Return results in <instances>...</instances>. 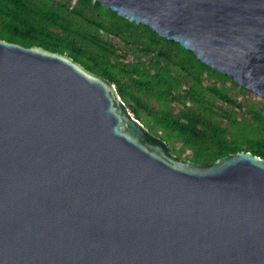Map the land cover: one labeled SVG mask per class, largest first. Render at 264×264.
I'll list each match as a JSON object with an SVG mask.
<instances>
[{
  "label": "water",
  "instance_id": "obj_1",
  "mask_svg": "<svg viewBox=\"0 0 264 264\" xmlns=\"http://www.w3.org/2000/svg\"><path fill=\"white\" fill-rule=\"evenodd\" d=\"M94 1L264 99V0ZM0 264H264V158H180L108 79L0 38Z\"/></svg>",
  "mask_w": 264,
  "mask_h": 264
},
{
  "label": "trees",
  "instance_id": "obj_2",
  "mask_svg": "<svg viewBox=\"0 0 264 264\" xmlns=\"http://www.w3.org/2000/svg\"><path fill=\"white\" fill-rule=\"evenodd\" d=\"M0 38L65 53L108 79L180 158L210 163L240 150L264 158L262 97L98 1L0 0Z\"/></svg>",
  "mask_w": 264,
  "mask_h": 264
},
{
  "label": "rangeland",
  "instance_id": "obj_3",
  "mask_svg": "<svg viewBox=\"0 0 264 264\" xmlns=\"http://www.w3.org/2000/svg\"><path fill=\"white\" fill-rule=\"evenodd\" d=\"M252 98L253 97H251V96H248V97H246V101L248 102V101H251L252 100ZM145 126H147V125H145Z\"/></svg>",
  "mask_w": 264,
  "mask_h": 264
}]
</instances>
